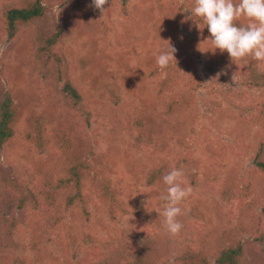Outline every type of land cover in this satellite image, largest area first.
<instances>
[{"label":"rangeland","instance_id":"obj_1","mask_svg":"<svg viewBox=\"0 0 264 264\" xmlns=\"http://www.w3.org/2000/svg\"><path fill=\"white\" fill-rule=\"evenodd\" d=\"M27 1L0 0V110L11 99L17 114L0 147V264H217L238 244L240 264H264V62L208 50L195 0H128L127 13L113 1L103 17L42 0L11 38L5 10ZM61 27L64 79L36 51L38 33ZM170 45L176 61L161 69ZM174 168L192 189L176 236L157 212Z\"/></svg>","mask_w":264,"mask_h":264},{"label":"clouds","instance_id":"obj_2","mask_svg":"<svg viewBox=\"0 0 264 264\" xmlns=\"http://www.w3.org/2000/svg\"><path fill=\"white\" fill-rule=\"evenodd\" d=\"M109 0H92L94 9L102 13V17L108 10L105 5ZM192 13L201 18L205 27L210 32L212 50L219 49L229 54L230 60L237 62L245 57H251L255 61L264 62V0H195ZM244 17L247 25H238L236 22ZM201 29L200 24L197 23ZM202 30V29H201ZM200 43L197 47L200 51ZM207 50V51H208ZM176 49L170 47L156 57V63L161 69L167 68L172 61H176ZM132 69H136L133 62ZM235 79V76H234ZM184 173L179 169H172L163 176V183L167 186L166 194L161 199L166 202L163 211H157L164 217V227L169 234L178 235L183 225L178 220L182 215L181 203L190 196L192 189L186 187L183 179Z\"/></svg>","mask_w":264,"mask_h":264},{"label":"trees","instance_id":"obj_3","mask_svg":"<svg viewBox=\"0 0 264 264\" xmlns=\"http://www.w3.org/2000/svg\"><path fill=\"white\" fill-rule=\"evenodd\" d=\"M41 1L42 0H36V1L28 0L26 2V5L22 7L17 6V3L7 6V9L5 10V23H6V27L9 29L8 33L11 38H14L15 35L20 31V29L24 28L25 26L32 25L33 23H36L38 20H40L42 15H44L43 13L44 8L41 4ZM76 1H78L77 3H81V4L92 3V0H76ZM113 1H119L122 4L124 13H127L125 6L128 0H109V2H113ZM236 23L238 25H247L246 22L242 20H239ZM65 29L62 27L61 29L58 28L57 33H54L53 35H49V36L40 33H38L36 36L37 55L42 58V62L44 64H48V63L50 64L53 63L54 65L56 64L57 65L56 68L60 70L61 74L63 75V79L67 74L68 63L66 61L64 51L59 49L58 46L62 44L63 42L62 38H65L66 36ZM52 60H54L55 62H51ZM168 80L169 79L159 84L158 87H160V89H163V86H165V84L168 83ZM64 91L68 95H71V97L74 99V104H76L80 100L79 98L80 96L78 95L75 88L72 86L70 80H67L64 86ZM11 104H12L11 99H7L2 106V109L0 110V147H2L5 143H7L8 140H10L14 134L12 123L16 119L17 114L11 109L10 107ZM255 166L258 170L257 172L259 173L264 172V162H261L258 156H256L255 159ZM76 167L77 166H74L73 169L69 171V175H71L72 178L78 179L79 175L76 170ZM156 176H157V171L152 170L148 176V183L153 184L156 180ZM68 180L69 179L64 178L63 181H68ZM109 189L110 187L106 186V191L105 189L103 191L104 192L103 195L107 199L110 198L109 194L113 192L110 191ZM77 199H83V198L81 195H77L76 197H69L68 202L69 204L75 203ZM85 206H86V202H83L85 217L88 219L90 213L85 210ZM15 226L16 225L12 226V224H9L8 225V227L10 228L9 232L13 233L12 229ZM241 249H242L241 244H238L235 247L222 249L219 252V255L217 256V260H216L217 264H240V257L242 252Z\"/></svg>","mask_w":264,"mask_h":264}]
</instances>
